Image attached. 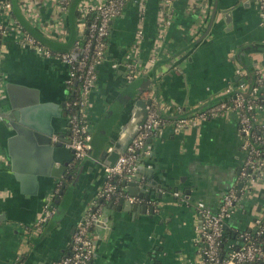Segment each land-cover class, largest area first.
<instances>
[{"label": "crops", "instance_id": "1", "mask_svg": "<svg viewBox=\"0 0 264 264\" xmlns=\"http://www.w3.org/2000/svg\"><path fill=\"white\" fill-rule=\"evenodd\" d=\"M11 1L16 14L11 12L5 18L8 26L2 39L0 112L9 109V82L37 89L42 105L34 106L33 118L44 120L48 116L54 132L67 135L66 108L75 95V88L67 83L69 67L23 47L15 21L51 49L67 51L80 36L77 11L83 3L100 0H83L80 5L73 0L66 13L54 0ZM162 6V0H147L143 10L140 0H126L123 15L112 22L106 58L98 67V81L85 107L92 133L91 154L84 160L74 156L65 175H46V154L28 148L23 139H15L14 131L7 128L4 117L0 118V264H55L69 252L76 223L98 199L104 185V163L99 159L110 144L111 134L117 132L109 119L119 112L121 103L131 100V90L141 85L149 89L142 98L152 99L167 121L149 139L151 154L141 158L138 166L144 177L156 179L169 191L164 192L153 215L141 214L139 218L116 210L122 198L105 201L103 211L106 203H115L105 226L92 230L95 251L90 264L202 261L204 240L198 204L217 210L239 173L238 112L225 111L180 131L174 128L173 120L209 110L241 79L252 84L254 68H261L264 74V19L256 0H175L170 15ZM139 30L143 31L141 37ZM151 59L158 63L155 78L154 66L143 71ZM131 62L138 64L140 75L127 81ZM240 67L245 69L242 74L238 73ZM26 99L20 93L13 96L15 103ZM122 180L121 190L129 193ZM59 181L63 192L55 195ZM52 195L55 216L41 233H28L43 202ZM136 202L145 204L140 198ZM263 207L264 185L253 184L241 194L234 216L226 221L228 234L253 229V220L262 214Z\"/></svg>", "mask_w": 264, "mask_h": 264}, {"label": "built area", "instance_id": "2", "mask_svg": "<svg viewBox=\"0 0 264 264\" xmlns=\"http://www.w3.org/2000/svg\"><path fill=\"white\" fill-rule=\"evenodd\" d=\"M73 0H54L63 12H67ZM147 0H140L145 10ZM83 2L80 1L79 5ZM175 0H162L166 14L171 13ZM257 8L264 19V0H256ZM80 17L77 20V29L80 34L74 45L67 51L53 50L41 40L28 32L19 20L15 21L16 28L22 34V46L32 48L36 53L47 58H54L67 64L69 78L67 83L75 88L74 99H70L68 112V134L54 133L51 137L53 143H61L73 150L77 160L90 157L92 150V133L85 115V107L89 93L96 87L98 81V67L106 58L107 41L111 33L112 22L124 13L126 0H100L92 4L83 3ZM13 12L11 0H0V92L2 89V39L7 33L5 18ZM168 22V20L166 21ZM143 34L138 31V37ZM137 63L129 64L127 81L139 77L140 71ZM155 65L151 59L150 68ZM116 67L117 65L114 64ZM245 69L241 67L238 73ZM254 82L248 83L241 79L235 88L229 87L227 96L222 98L209 110L201 111L195 115L182 116L173 120L176 130H183L188 125L196 126L200 120H206L222 112L235 110L238 112V132L241 138V161L239 173L223 195L220 206L213 211L204 203L198 204L202 218L199 227L204 240L202 248V261L199 264H264V207L262 214L253 220L254 228H244L233 233V239L223 250L222 245L225 224L234 216L237 202L243 192L249 191L252 185L260 182L264 185V74L259 67L252 71ZM78 82V85L75 83ZM68 86V85H67ZM148 93V92H147ZM152 98L153 93H148ZM148 115L144 124L129 144L126 151L120 155L114 165L104 164V185L98 194V199L87 209L83 217L76 223L67 254L62 256L55 264H90L95 251V240L92 230L100 222L103 215V201L127 199L131 202L139 200L136 196L121 190L120 180L132 178L138 169L141 158L151 154L149 139L163 127L167 121L161 111L153 104L147 106ZM1 118V115H0ZM62 181L57 183L55 195L59 194ZM57 211L54 197L45 200L41 213L28 229L29 232L41 233L44 226L53 218ZM31 230V231H29ZM14 264H22L17 261Z\"/></svg>", "mask_w": 264, "mask_h": 264}, {"label": "water", "instance_id": "3", "mask_svg": "<svg viewBox=\"0 0 264 264\" xmlns=\"http://www.w3.org/2000/svg\"><path fill=\"white\" fill-rule=\"evenodd\" d=\"M80 1L81 0H77L76 5ZM214 11V13H216L217 5ZM214 16L215 15H213V17ZM213 17L211 18V22H213ZM157 66L158 63L154 65L152 71L154 78L156 77ZM75 85H78V82H76ZM6 87L11 102L9 104V109L2 113L0 112V115L2 119L4 117L3 121L7 128L14 131L13 136L15 139L27 141L28 148L38 153L42 152V154H46L48 159L46 175L55 178H60L62 175H65L74 159V152L61 143L52 142L51 137L55 132L48 116L44 118V120L33 118L32 109L34 106L37 104L42 105L39 103V91L14 82H9ZM145 90H149L147 85H141L133 91L131 90V97H129L131 100L126 103H121L119 112L114 115V117H110L109 122L112 123L117 132L116 134H111L110 144L99 159L101 163L111 166L114 165L120 155L126 151L140 127L144 124L148 115L147 106L153 103L152 99L146 100L142 98ZM153 91H155V94L157 93L156 89ZM18 93L28 97V99L15 103L13 96ZM122 98L121 95L119 99L121 100ZM149 142H151V140H149ZM57 162L60 163V166L55 167ZM150 173V175L153 174V172ZM142 174L141 166H138L136 174L132 178H124L122 180V187H127L131 196L139 197L145 204L131 202L122 198L118 201L116 208L117 211L128 212L133 218H139L141 214L150 213L153 215L157 210L159 200L163 197L164 192L169 191V188L163 186L164 184L161 182H158L156 179L148 180V177H144ZM70 177H72V175L68 176V178ZM62 192L63 190L60 191V193ZM174 193L176 195L177 192ZM56 202L58 203V201ZM114 203L115 202L106 203L107 207L104 209L100 220L102 222H99L97 224L98 226H105V223L109 221L108 212L113 208ZM224 235H228L226 226Z\"/></svg>", "mask_w": 264, "mask_h": 264}, {"label": "trees", "instance_id": "4", "mask_svg": "<svg viewBox=\"0 0 264 264\" xmlns=\"http://www.w3.org/2000/svg\"><path fill=\"white\" fill-rule=\"evenodd\" d=\"M13 14L15 15L16 13L13 11ZM77 17L79 18L80 17V11H77ZM36 38H38L39 40H41L39 37L35 36ZM42 41V40H41ZM76 95V94H75ZM73 95L71 97V100L74 99V96ZM67 110V114L69 112L68 108H66ZM105 201H102V203H104ZM233 239V232L229 233L228 235H226V237L224 238V241H223V245L221 248H223V250H225L227 248V245L229 244V242H231V240Z\"/></svg>", "mask_w": 264, "mask_h": 264}, {"label": "rangeland", "instance_id": "5", "mask_svg": "<svg viewBox=\"0 0 264 264\" xmlns=\"http://www.w3.org/2000/svg\"><path fill=\"white\" fill-rule=\"evenodd\" d=\"M259 185H261L260 182H256V183L254 184V186H259Z\"/></svg>", "mask_w": 264, "mask_h": 264}]
</instances>
